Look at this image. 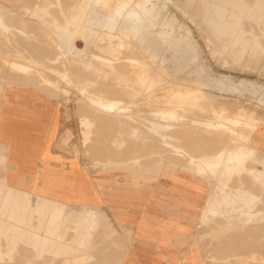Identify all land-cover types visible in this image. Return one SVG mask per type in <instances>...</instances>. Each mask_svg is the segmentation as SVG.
Segmentation results:
<instances>
[{
	"label": "rangeland",
	"instance_id": "1",
	"mask_svg": "<svg viewBox=\"0 0 264 264\" xmlns=\"http://www.w3.org/2000/svg\"><path fill=\"white\" fill-rule=\"evenodd\" d=\"M83 1L20 0L18 2H28V4L24 7H15V10L0 3V38H2L0 39V49H2V51L0 50V63L4 64L2 66L0 64V83L3 77L1 73L6 69L9 70V73L11 71L10 77L16 78L20 75V79L28 78V85L31 89L64 102L62 104L66 107L65 117L69 122L74 123V130L70 129V142L66 144L67 138L70 136H67L61 142L66 144L67 151H72L81 156L94 171H98L95 180L101 186H105L107 183L116 184L120 173L124 176L125 182L123 185L133 183L136 189L137 187L147 186L149 182L157 180L158 176L163 173L166 156L172 157L174 160L189 157L192 162L198 161L197 170L199 169L198 171L201 173L215 174L219 172L220 175H232L234 172L236 174L244 172L254 174L255 171L257 175L264 173V158L258 156L251 146V142L259 136L260 125L264 121V0H149L146 2V7L150 9V13L147 15L137 8L140 10L141 20L136 19L138 28L133 30L129 28L130 25L127 26V11L120 12L117 15L113 11L103 12L101 5H95L94 0H89L90 9L88 15L85 16L87 21L82 22L80 19L78 23L76 22V28L72 27L71 22H68L70 20L69 16H73L78 9H76L77 4ZM117 1L119 0H105V2ZM139 1L141 0H124V2L132 3V6L126 5L125 7H136V2ZM109 9H111V6ZM22 14L28 20L25 21L26 18L22 17ZM12 16L15 17V20ZM18 18L22 22H17L19 21ZM108 21L115 22L117 27L125 25V30L120 32L116 30L110 32L109 30L108 33L107 29L103 28ZM11 22L18 24H12ZM67 26L70 29L68 33L64 31ZM43 27L44 32H42ZM163 35L168 38L167 41L163 39ZM3 36L7 39L5 38V40ZM146 40L149 41L150 48H140L138 42H145ZM121 42L124 43L122 46L119 44ZM97 47L104 50L114 47L118 54L112 59L96 58L95 54H100V51L96 49ZM40 49L42 52H40ZM102 53L111 55L106 51ZM121 56L127 61L126 65L130 70L129 72L122 65L120 66L121 69L115 65L117 62L120 63L124 60ZM103 63L109 65L105 66ZM113 65L115 66L113 67ZM4 66L8 68L4 69ZM109 66L112 67L111 70H109ZM15 71H18L19 74L17 75ZM125 71L127 75H125ZM13 74H16V77ZM140 74L144 76V79L141 80ZM99 78L101 79L99 80ZM152 78H158L159 82L150 85L149 82L152 81ZM185 79L189 81H185ZM196 86L201 87V89L197 90ZM119 87L129 88V92L132 94L128 93L127 89ZM178 90L181 91L179 93L174 92ZM183 91H185L184 94ZM125 92L130 96H124L123 93ZM193 94H197V96ZM117 95L122 98L116 99ZM131 95L135 96L132 97ZM176 99L179 100L176 101ZM147 100L149 104H146L148 103ZM136 101H139L138 104H140L138 105ZM119 104L122 107H118ZM136 105L138 106L136 107ZM164 105H167V107ZM173 105L176 107L173 108ZM189 105H191L190 108ZM145 106L148 108H145ZM220 110L223 112H220ZM249 112L255 118L252 123L251 121L243 122L245 119H242L244 116L240 113ZM175 115H177V118H175ZM209 116L212 117L211 120ZM222 116L227 117V120L223 119ZM228 116L237 120L232 123ZM126 120H129V122ZM138 120L140 121L138 122ZM148 121L158 127L151 126V124L149 126ZM211 121H215L216 124L221 122L222 125L219 124L218 129L214 131L216 124ZM223 125L224 129L222 128ZM219 126L223 130H219ZM164 131H167V134ZM234 132H238V134H234ZM240 132L243 134L240 135ZM223 134L225 135L223 136ZM218 136L219 140H217ZM226 136L227 140L230 136L228 145L233 143L231 141H234L233 147H231L232 144L230 148L228 147L227 141H225ZM233 136L234 138L237 137L238 142L242 141L240 143L236 141V145ZM223 137L225 140L221 141ZM118 139L119 141H117ZM106 148H108L107 151ZM207 148L210 152L206 150V154L204 149ZM109 150L110 152H108ZM237 151L240 154L242 153V156L239 159H233L234 155L238 153ZM2 153L3 150L0 147V158L3 157ZM200 153L202 155H195ZM211 156L213 157L211 158ZM104 159L106 160L104 161ZM252 160H255L254 163H252ZM212 166L215 168L213 169ZM256 168L259 170H255ZM2 176L3 171L0 169V177ZM108 180L109 182H107ZM140 181L144 183L141 185V183H138ZM136 193L137 203L146 197L144 193ZM108 194L110 193L106 191V195ZM260 198L253 199L252 206L261 210ZM27 203L23 200V209H20L12 217L13 220H18L19 224L18 226L17 224L11 225L22 226V232L18 233L15 229L8 230V224H5L1 230L7 240L2 239L0 241L4 246L0 245V264H71L74 257L79 258L77 264H131L133 263L132 254L129 253L128 244L132 243L137 251L141 250L134 230L139 215L136 207L131 215L132 219L130 217L129 220L123 221L119 215L122 206H111L112 209L116 210L118 214L117 221L127 237V242L120 244L117 242L122 239V235L113 225H107L103 228L100 227V225H103L102 223L91 221L90 211L92 210L90 206L87 210L81 208L82 210L79 209L75 213L76 208L60 202L59 216L56 214L54 220L51 211L54 205L55 208L58 206L57 202L53 203V201L42 197H38L36 201L33 197L32 204H37L33 209ZM145 214H147V211ZM81 219L84 220L83 225L87 229L83 238L79 236L80 232L76 230V222ZM25 225L26 228H24ZM28 231H35L42 236L46 235L51 241L43 248L42 241H29L26 236ZM7 233L10 234V239L7 238ZM86 235H90V237ZM20 237L22 242L18 246L12 245ZM87 238L88 240L89 238L93 239L88 242ZM90 243H92V246ZM122 251L124 252L122 253Z\"/></svg>",
	"mask_w": 264,
	"mask_h": 264
},
{
	"label": "crops",
	"instance_id": "2",
	"mask_svg": "<svg viewBox=\"0 0 264 264\" xmlns=\"http://www.w3.org/2000/svg\"><path fill=\"white\" fill-rule=\"evenodd\" d=\"M0 1L12 9L28 4L18 2L20 0ZM142 3L136 2V7H125V4L116 2H102L100 5L103 12L113 11L115 15L127 11V26L133 30L138 28L136 19L141 20L138 9ZM76 9L68 21L74 28L80 19L87 21L89 0L79 2ZM143 13L148 15L150 10ZM21 16L28 20L23 14ZM103 28L108 33L109 30L120 32L125 30V25L117 27L115 22L108 21ZM64 31L68 33L69 26ZM163 39L168 40L164 35ZM138 46L148 49L150 43L146 40L138 42ZM1 75L0 147L3 157L0 158V169L3 176L0 177V241L7 240L1 231L5 224L18 226L19 221L12 217L23 209V200L33 209L37 204H32V198L37 201L42 197L57 202L58 206L55 208L54 205L51 211L54 220L60 211V202L74 208L95 206L101 209L123 234L117 243L125 244L127 237L117 221L116 210L111 208L120 205L117 192L122 188L117 186L123 185L124 176L120 173L116 184L101 186L95 180L98 171H94L81 156L66 150L74 123L65 117L64 102L31 89L28 78L10 77L8 70ZM67 136L70 137L66 144H62L61 140ZM251 146L258 156L264 158V121ZM206 150L210 151L207 148L204 152ZM198 165L189 157L174 160L166 156L163 173L158 179L135 189L146 197L136 205L139 215L135 235L141 250L137 251L134 244H128L131 264H264V173L262 176L246 172L205 174L198 172ZM106 191L110 194L106 195ZM257 197H261V210L252 206ZM20 242L21 237L12 245L18 246Z\"/></svg>",
	"mask_w": 264,
	"mask_h": 264
},
{
	"label": "bare ground",
	"instance_id": "3",
	"mask_svg": "<svg viewBox=\"0 0 264 264\" xmlns=\"http://www.w3.org/2000/svg\"><path fill=\"white\" fill-rule=\"evenodd\" d=\"M102 1L105 2V0H94V2H95L96 4H101ZM119 1H121V2H119ZM119 1L116 2V3H119V5H122V3H123V4H125V6H126V5H130V6H132V3H131V2H124V0H119ZM147 1H149V0H141V1H139V2H144V3L141 4L140 8H141V10H143V11H145V12H147L148 10H150V9H148V8L146 7V2H147ZM109 4H110V2H109ZM102 8H103V7H102ZM3 9H4V8H3ZM103 11H104V10H103ZM12 12H13V11H12ZM101 12H102V11H101ZM9 13L12 14L11 12H9ZM9 13H8V14H9ZM118 14H119V13H118ZM3 15H4V14H3ZM5 16H6V15H5ZM8 16H9V15H8ZM15 16H16V15H15ZM17 16H18V15H17ZM17 16H16V17H17ZM19 16H20V15H19ZM19 16H18V17H19ZM12 17H13L14 20H15V17H14V16H12ZM20 17H21V16H20ZM66 17H68V16H66ZM5 18H6V17H5ZM5 18H4V19H5ZM8 18H10V17H8ZM65 19H66V18H65ZM7 20H8V19H7ZM14 20H13V21H14ZM18 20H19V21H17V22H20V21H21L19 18H18ZM24 20L26 21V19H24ZM8 21H9V20H8ZM11 21H12V20H11ZM21 22H22V21H21ZM5 23H6V22H5ZM7 23H8V22H7ZM9 23H10V22H9ZM11 23H12V22H11ZM12 24H18V23H15V22H14V23H12ZM8 25H9V24H8ZM13 26H14V25H13ZM17 26H19V25H17ZM31 27H32V26H31ZM40 27H41V26H40ZM17 28H18V27H17ZM22 28H23V26H22ZM29 28H30V27H29ZM24 29H26V28H24ZM43 30H44V27H43V29H42V32H44ZM0 31H1V30H0ZM3 31H5V30H3ZM15 32H17V31H15ZM12 33H13V31H12ZM7 34H8V33H7ZM9 34H10V33H9ZM1 37H2V36H1ZM3 37H4V39L6 38L5 36H3ZM15 37H16V36H15ZM20 37H21V35H20ZM47 37H48V36H47ZM50 37H51V36H50ZM54 37H55V36H54ZM9 38H10V37H9ZM9 38H8V39H9ZM11 38H12V37H11ZM0 39H2V38H0ZM6 39H7V38H6ZM6 39H5V40H6ZM13 39H14V38H13ZM13 39H12V40H13ZM107 39H108V38H107ZM5 40H4V41H5ZM16 40H17V39H16ZM51 40H52V39H51ZM54 40H56V39H54ZM4 41H3V42H4ZM105 41H106V40H105ZM0 42H1V41H0ZM5 42H6V41H5ZM5 42H4V43H5ZM19 42H20V41H19ZM23 42H24V41H23ZM6 43H7V42H6ZM8 43H9V42H8ZM1 44H3V43H1ZM48 44H49V43H48ZM51 44L53 45V43H51ZM119 44H120V46H122V44H124V43L121 42V43H119ZM9 45H10V44H9ZM20 45H21V44H20ZM100 45H101V44H100ZM103 46H104V45H103ZM1 48H2V45H1ZM3 48H4V47H3ZM123 48H124V47H123ZM9 49H10V48H9ZM96 49H97L98 51H100V54H99V53L95 54L96 58H100V57H101V58H106V59H107V58H108V59H109V58L112 59V58H114V57L118 54V53H116V49H115L114 47L111 48V49H107V50L100 49V48H98V47H97ZM0 50L2 51V49H0ZM28 50H29V49H28ZM104 51L111 53V55H104L105 53H102V52H104ZM31 52H32V51H31ZM40 52H42L41 49H40ZM156 52H157V51H156ZM29 53H30V52H29ZM157 53H158V52H157ZM33 55H34V54H33ZM43 55H44V54H43ZM54 55H55V54H54ZM5 56H6V55H5ZM45 56H46V55H45ZM124 57H125V56H124ZM129 57H130V56H129ZM153 57H154V56H153ZM8 58H9V57H8ZM39 58H40V57H39ZM54 58H55V57H54ZM121 58H123V56H121ZM111 59H110V60H111ZM119 59H120V58H119ZM119 59H118V61H119ZM123 59H124V58H123ZM127 60H128V59H127ZM0 61H1V60H0ZM100 61H101V60H100ZM111 61H112V60H111ZM120 61H121V60H120ZM92 62H93V61H92ZM126 62H127V61L124 59L122 62H120V63L117 62L116 64H115V63H114V64L117 66V68L120 67V66L122 65V67H123L126 71L129 72L130 70H129V68H128L127 65H126ZM141 62H142V61H141ZM60 63H61V62H60ZM111 63H112V62H111ZM0 64H1V66H2L3 63H0ZM47 64H48V63H47ZM99 64H101V63H99ZM103 64H104V63H103ZM105 64H106V63H105ZM105 64H104V65H105ZM3 65H4V64H3ZM22 65H23V64H22ZM57 65H58V64H57ZM59 65H60V64H59ZM101 65H102V64H101ZM108 65H109V64H108ZM108 65H105V66H108ZM115 65H113V67H114ZM1 66H0V67H1ZM53 66H54V64H53ZM95 66H96V65H95ZM105 66H104V67H105ZM110 66H111V65H110ZM110 66H109V68H110ZM6 67H7V66H4V69H5ZM97 67H98V66H97ZM101 67H102V66H101ZM101 67H100V68H101ZM7 68H8V67H7ZM10 68H11V66H10ZM15 68H16V67H15ZM22 68H23V67H22ZM107 68H108V67H107ZM111 68H112V67H111ZM111 68H110L109 70H111ZM115 68H116V67H115ZM12 69H14V68H12ZM16 69H17V68H16ZM102 69H103V68H102ZM105 69H106V68H105ZM120 69H121V67H120ZM131 69H132V68H131ZM5 70H6V69H5ZM5 70H4V71H5ZM98 70H99V69H98ZM112 70L114 71V68H113ZM1 71H2V68H1ZM4 71H3V72H4ZM8 71H9V70H8ZM92 71H93V70H92ZM116 71H117V70H116ZM126 71H125V73H126ZM133 71H134V70H133ZM138 71H139V70H138ZM15 72H16V71H15ZM17 72H18V71H17ZM17 72H16V74L18 75L19 72H18V73H17ZM97 72H98V71H97ZM119 72H120V71H119ZM121 72H122V71H121ZM10 73H11V71H10ZM113 73H114V72H113ZM1 74H2V73H1ZM11 74H12V73H11ZM16 74H13V75H15V77H16ZM75 74H76V73H75ZM91 74H92V73H91ZM7 75H8V74H7ZM13 75H12V76H13ZM94 75H95V74H94ZM99 75H100V74H99ZM125 75H127V73H126ZM132 75H133V74H132ZM31 76H32V75H31ZM96 76H97V75H96ZM101 76H102V75H101ZM112 76H113V75H112ZM129 76H130V75H129ZM129 76H128V77H129ZM139 76H140L141 80L144 79V76H143V75L140 74ZM18 77L20 78V75H19ZM102 77H103V76H102ZM102 77H101V78H102ZM104 77H105V76H104ZM119 77H120V76H119ZM122 77H123V76H122ZM9 78H10V77H9ZM9 78H8V79H9ZM93 78H94V77H93ZM101 78H99V80H100ZM83 79H84V78H83ZM91 79H92V77H91ZM103 79H104V78H103ZM106 79H107V78H106ZM112 79H113V78H112ZM131 79H133V78H131ZM135 79H136V78H135ZM135 79H134V80H135ZM113 80H114V79H113ZM125 80H126V79H125ZM141 80H140V81H141ZM28 81H29V80H28ZM110 81H111V80H110ZM117 81H118V80H117ZM8 82H9V81H8ZM83 82H84V81H83ZM119 82H120V81H119ZM119 82H118V83H119ZM135 82H136V81H135ZM157 82H159V79H158V78H157V79H156V78H155V79L152 78V81H150L149 84H150V85H154V83H157ZM142 83H143V82H142ZM184 83L190 84V83H188V82H184ZM5 84H6V83H5ZM87 84H88V83H87ZM99 84H101V83H99ZM123 84H124V83H123ZM117 85H118V84H117ZM136 85H137V84H136ZM171 85H172V84H171ZM110 86H111V85H110ZM125 86H126V84H125ZM146 86H147V85H146ZM163 86H164V85H163ZM46 87H47V86H46ZM102 87H103V86H102ZM149 87H150V86H149ZM48 88H49V87H48ZM97 88H98V87H97ZM110 88H111V87H110ZM119 88H122V87H119ZM134 88H135V87H134ZM134 88H133V89H134ZM164 88H165V87H164ZM51 89H52V88H51ZM101 89H102V88H101ZM116 89H117V88H116ZM122 89H127V90H128V93H131V92H129V88H125V87H124V88H122ZM122 89H121V90H122ZM135 89H136V88H135ZM181 89H182V88H181ZM196 89L199 90V89H201V88L198 87V86H196ZM55 90H56V89H55ZM55 90H54V91H55ZM93 90H94V89H93ZM161 90H163V89H161ZM165 90H166V89H165ZM51 91H53V90H51ZM94 91H95V90H94ZM101 91H102V90H101ZM122 91H123V90H122ZM124 91H125V90H124ZM138 91H139V90H138ZM143 91H144V86H143ZM155 91H156V90H155ZM180 91H181V90L174 91V92H175V93H179ZM132 92H133V91H132ZM157 92H158V91H157ZM55 93H56V92H55ZM96 93H98V92H96ZM113 93H114V92H113ZM113 93H111V94H113ZM125 93H126V92H125ZM125 93H123L124 96H125V95H129L128 93H126V94H125ZM143 93H144V92H143ZM155 93H156V92H155ZM155 93H154V94H155ZM184 93H185V91H183V94H184ZM114 94H115V93H114ZM123 94H122V95H123ZM131 94H132V93H131ZM138 94H139V93H138ZM156 94H157V93H156ZM170 94H171V93H170ZM208 94H209V93H208ZM58 95H59V94H58ZM115 95H116V94H115ZM140 95H141V94H140ZM151 95H152V94H151ZM171 95H172V94H171ZM188 95H189V94H188ZM193 95H194V96H197V94H193ZM117 96H118V95H117ZM120 96H121V94H120ZM120 96H118L116 99H118ZM129 96H130V95H129ZM131 96L133 97V96H135V95H131ZM211 96H212V95H211ZM127 97H128V96H127ZM144 97H145V96H144ZM207 97H208V96H207ZM121 98H122V97H120V99H121ZM130 98H131V97H130ZM139 98H140V97H139ZM173 98H174V97H173ZM128 99H129V98H128ZM140 99H141V98H140ZM146 99H147V98H146ZM154 99H155V98H154ZM170 99H171V97H170ZM192 99H193V98H192ZM142 100H143V99H142ZM152 100H153V99H152ZM172 100H173V99H172ZM178 100H179V99H178ZM178 100L176 99V101H178ZM183 100H184V99H183ZM186 100H187V99H186ZM186 100H185V101H186ZM188 100H189V98H188ZM198 100H199V99H198ZM207 100H208V99H207ZM119 101H120V100H119ZM122 101H123V100H122ZM126 101H127V100H126ZM128 101H131V100H128ZM144 101H145V99H144ZM147 101H148V100H147ZM153 101H156V100H153ZM153 101H152V102H153ZM167 101H169V100H167ZM170 101H171V100H170ZM173 101H174V100H173ZM173 101H172V102H173ZM190 101H191V100H190ZM193 101H194V100H193ZM210 101H211V100H210ZM133 102H134V101H133ZM136 102H137V101H136ZM138 102H139V101H138ZM138 102H137V104H138ZM140 102H141V101H140ZM150 102H151V101H150ZM157 102H158V101H157ZM162 102H163V100H162ZM183 102H184V101H183ZM195 102H196V101H195ZM85 103H86V102H85ZM128 103H129V102H128ZM153 103H154V102H153ZM159 103H160V102H159ZM170 103H171V102H170ZM170 103H169V104H170ZM176 103H177V102H176ZM188 103L190 104V102H188ZM206 103H207V102H206ZM95 104H96V103H95ZM110 104H111V103H110ZM124 104H125V102H124ZM139 104H140V103H139ZM139 104H138V105H139ZM146 104H149V101H148V103H146ZM151 104H152V103H151ZM151 104H150V106H152ZM173 104H174V102H173ZM178 104H179V103H178ZM181 104H182V103H181ZM185 104H186V103H185ZM192 104H193V102H192ZM197 104H198V101H197ZM209 104H210V103H209ZM211 104H212V103H211ZM119 105H120V106H119ZM119 105H118V107H122L121 104H119ZM138 105H136V107H137ZM162 105H163V103H162ZM162 105H161V106H162ZM171 105H172V104H171ZM175 105H176V104H175ZM175 105H173V108H174ZM207 105H208V104H207ZM101 106H102V105H101ZM116 106H117V105H116ZM128 106H129V105H128ZM141 106H142V105H141ZM147 106L150 107L149 105H147ZM156 106H157V105H156ZM164 106L167 107V105H164ZM169 106H170V105H169ZM176 106H177V105H176ZM176 106H175V107H176ZM190 106H191V105H189L188 107L190 108ZM113 107H114V105H113ZM113 107H112V108H113ZM130 107H131V106H130ZM130 107H129V108H130ZM132 107H133V106H132ZM132 107H131V108H132ZM148 107L145 106V108H148ZM153 107H154V104H153ZM153 107H152V108H153ZM165 107H164V108H165ZM185 107H187V106H185ZM188 107H187V108H188ZM196 107H197V106H196ZM202 107H203V106H202ZM85 108H86V107H85ZM87 108H88V107H87ZM108 108H109V107H108ZM114 108H115V107H114ZM126 108H127V106H126ZM152 108H151V109H152ZM154 108H155V107H154ZM157 108H158V107H157ZM160 108H161V107H160ZM162 108H163V107H162ZM162 108H161V109H162ZM171 108H172V106H171ZM205 108H206V107H205ZM12 109H13V108H12ZM134 109H135V108H134ZM134 109H133V110H134ZM168 109H169V108H168ZM184 109H185V108H184ZM207 109H208V107H207ZM91 110H92V109H91ZM120 110L122 111L121 108H120ZM145 110H147V109H145ZM145 110H144V111H145ZM153 110H154V109H153ZM171 110H173V109H171ZM178 110H179V109H178ZM223 110H224V108H223ZM81 111H82V110H81ZM109 111H110V110H109ZM117 111H118V110H117ZM148 111H149V109H148ZM10 112H11V111H10ZM91 112H92V111H91ZM107 112H108V111H107ZM125 112H126V111H125ZM146 112H147V111H146ZM146 112H145V113H146ZM177 112H178V111H177ZM199 112H200V111H199ZM206 112H207V111H206ZM208 112H209V111H208ZM216 112H217V111H216ZM220 112H223V111L220 110ZM220 112H219V115H220ZM237 112H238V111H237ZM243 112H244V111H243ZM92 113H93V112H92ZM166 113H167V112H166ZM179 113H180V112H179ZM202 113H203V112H202ZM209 113H210V112H209ZM211 113H212V112H211ZM79 114H80V113H79ZM148 114H149V113H148ZM148 114H146V115L148 116ZM177 114H178V113H177ZM224 114H225V113H224ZM28 115H29V114H28ZM92 115H93V114H92ZM149 115H150V114H149ZM152 115H153V114H152ZM168 115H169V114H168ZM225 115H226V114H225ZM225 115H224V116H225ZM237 115H238V114H237ZM240 115H242V116L245 117V118H244V117L242 118V119H245V121H243V122H247V121L250 122V121H251V123H252L253 119L255 118L254 115H253L252 113H250V112H249V113H240ZM147 116H145V117H147ZM150 116H151V115H150ZM156 116H157V114H156ZM175 116H176V117H175ZM175 116H174V117L177 118V115H175ZM211 116H212V115H211ZM242 116H241V117H242ZM26 117H27V116H26ZM107 117H108V116H107ZM117 117H118V116H117ZM153 117H154V116H153ZM162 117H163V116H162ZM178 117H180V116H178ZM214 117H215V116H214ZM218 117H220V116H218ZM222 117H223V116H222ZM228 117H229V116H228ZM230 117H231V116H230ZM230 117H229V119H231V122H232V123H234L235 120H237V119H232V118H230ZM238 117H239V116H238ZM238 117H236V118H238ZM104 118H105V117H104ZM209 118H210V116H209ZM234 118H235V117H234ZM97 119H98V118H97ZM108 119H109V118H108ZM117 119H118V118H117ZM145 119H146V118H145ZM166 119H167V118H166ZM166 119H165V120H166ZM173 119H174V118H173ZM193 119H194V118H193ZM211 119H212V117L210 118V120H211ZM221 119H222V118H221ZM223 119H226V120H227V117H226V118L223 117ZM239 119H241V118H239ZM122 120H123V119H122ZM162 120H163V119H162ZM168 120H169V119H168ZM170 120H171V119H170ZM213 120H214V119H213ZM85 121H87V120H85ZM96 121H97V120H96ZM114 121H115V120H114ZM117 121H118V120H117ZM117 121H116V122H117ZM123 121H124V120H123ZM126 121L129 122V120H126ZM126 121H125V122H126ZM139 121H140V120H138V122H139ZM149 121H151V120H149ZM149 121H148V122H149ZM207 121H209V119H207ZM224 121H225V120H224ZM224 121H223V122H224ZM102 122H103V121H102ZM111 122H112V120H111ZM193 122H194V120H193ZM203 122H204V121H203ZM211 122H214V124H216L215 121H211ZM219 122H220V121H219ZM226 122H228V121H226ZM231 122L229 121L230 126H231ZM243 122H242V124H244ZM9 123H10V122H9ZM134 123H137V122H134ZM144 123H145V122H144ZM151 123H152V122H149L148 125L150 126ZM194 123H195V122H194ZM198 123H199V122H198ZM20 124H21V123H20ZM28 124H29V123H28ZM103 124H104V123H103ZM122 124H123V123H122ZM124 124H125V123H124ZM138 124H139V123H138ZM146 124H147V123H146ZM190 124H191V123H190ZM199 124H200V123H199ZM201 124H202V123H201ZM209 124H210V123H209ZM209 124H208V125H209ZM214 124H213V125H214ZM219 124H221V122H220ZM219 124H218V122H217L216 127H217ZM242 124L239 125V126L241 127ZM25 125H26V124H25ZM126 125H127V124H126ZM129 125H130V124H129ZM134 125H135V124H134ZM140 125H141V124H140ZM152 125H153V124H151V126H152ZM162 125H163V124H162ZM195 125H196V124H195ZM221 125H222V124H221ZM221 125H220V126H221ZM236 125H237V124H236ZM28 126H29V125H28ZM107 126H108V125H107ZM122 126H125V125H122ZM122 126H121V127H122ZM132 126H133V125H132ZM153 126H154V125H153ZM155 126H157V125H155ZM155 126H154V127H155ZM167 126H168V125H167ZM198 126H199V125H198ZM210 126H212V125H210ZM220 126H219V128H220L219 130H223V129H224V125H223V127H222L223 129H221ZM244 126H245V125H244ZM246 126H247V125H246ZM248 126H249V125H248ZM251 126H253V125H251ZM101 127H103V126L101 125ZM105 127H106V126H105ZM112 127H113V126H112ZM157 127H158V126H157ZM157 127H156V128H157ZM204 127H205V126H204ZM206 127H207V126H206ZM212 127H215V126H212ZM216 127H215V130H214V131H216V129H218V127H217V128H216ZM233 127H234V126H233ZM236 127H237V126H236ZM236 127H235V128H236ZM9 128H12V127H9ZM95 128H96V127H95ZM97 128H98V127H97ZM137 128H138V126L136 127V129H137ZM210 128H211V127H210ZM231 128H232V126H231ZM244 128H245V127H244ZM17 129H18V128H17ZM104 129H105V128H104ZM109 129H110V128H109ZM136 129H135V130H136ZM172 129H173V127H172ZM207 129H208V128H207ZM227 129H228V128H227ZM229 129H230V128H229ZM242 129H243V128H242ZM242 129H241V130H242ZM249 129H250V127H249ZM24 130H25V129H24ZM24 130H23V131H24ZM120 130H121V129H120ZM132 130H133V127H132ZM135 130H134V131H135ZM230 130H231V129H230ZM258 130H259V129H258ZM17 131H18V130H17ZM121 131H122V130H121ZM128 131H129V130H128ZM130 131H131V130H130ZM142 131H143V130H142ZM211 131H212V130H211ZM225 131H226V129H225ZM225 131H224V133H225ZM227 131L229 132V130H227ZM234 131H235V129H234ZM255 131H256V130H255ZM255 131H253V132H255ZM12 132H13V131H12ZM31 132H32V131H31ZM161 132L163 133V131H161ZM164 132H165V131H164ZM166 132H167V131H166ZM166 132H165V133H166ZM169 132H170V130H169ZM208 132H209V131H208ZM219 132H220V131H219ZM238 132H239V131H238ZM238 132H237V133L234 132V134H235V133L238 134ZM243 132H245V131H243ZM18 133H19V132H18ZM29 133H30V132H29ZM132 133H133V132H132ZM134 133H135V132H134ZM165 133H164V134H165ZM210 133H211V132H210ZM221 133H223V131H221ZM255 133H256V132H255ZM25 134H26V133H25ZM149 134H150V133H149ZM166 134H167V133H166ZM168 134H169V133H168ZM215 134H217V133H215ZM227 134H228V133H227ZM227 134H226V135H227ZM242 134H243V133H242ZM242 134H241V132H240V135H242ZM253 134H254V133H253ZM256 134H257V133H256ZM23 135H24V133H23ZM27 135H28V134H27ZM30 135H31V134H30ZM113 135H114V134H113ZM170 135H171V134H170ZM224 135H225V134H223V136H224ZM232 135H233V134H232ZM18 136H19V135H18ZM153 136H155V135H153ZM200 136H201V135H200ZM216 136H217V135H216ZM216 136H215V138H216ZM220 136H221V135H220ZM245 136H246V135H245ZM229 137H230V136H228V140H229ZM254 137H255V136H254ZM26 138H27V137H26ZM26 138H25V141H27ZM110 138H111V137H110ZM110 138H109V139H110ZM211 138H213V137H211ZM233 138H234V136H233ZM236 138H237V137H236ZM236 138H234V139H235V142L237 141ZM247 138H248V136H247ZM12 139H13V138H12ZM15 139H16V138H15ZM18 139H20V136L18 137ZM29 139H30V136H29ZM83 139H84V138H83ZM120 139H121V138H120ZM154 139H155V138H154ZM168 139H169V138H168ZM209 139H210V138H209ZM209 139H208V140H209ZM213 139H214V138H213ZM219 139H220V138H219V136H218L217 140H219ZM221 139H222V138H221ZM248 139H249V138H248ZM250 139H252V138H250ZM37 140H38V139H37ZM114 140H115V139H114ZM211 140H212V139H211ZM224 140H225V139H224V137H223V140H221V141H224ZM228 140H227V136H226V140H225V141H227V142H226L227 145H228V143L230 142V140H229V141H228ZM246 140H247V139H246ZM28 141L31 142L30 140H28ZM117 141H119V139H118ZM122 141H123V140H122ZM200 141H201V140H200ZM214 141H215V140H213V142H214ZM241 141H242V140H241ZM241 141H240V142H241ZM247 141H248V140H247ZM247 141H246V142H247ZM20 142H21V141H19V143H20ZM35 142H36V141H35ZM133 142H134V141H133ZM213 142H212V143H213ZM231 142L234 143V141H231ZM237 142H238V141H237ZM237 142L235 143L236 145H237ZM240 142H238V143H240ZM23 143H24V142H23ZM121 143H122V142H121ZM135 143H136V142H135ZM146 143H147V142H146ZM215 143H216V141H215ZM224 143H225V142H224ZM233 143H231L232 145L230 144L231 147H233ZM247 143H248V142H247ZM249 143H250V142H249ZM20 144H21V143H20ZM24 144H26V143H24ZM87 144H88V142H87ZM101 144H102V143H101ZM105 144H106V143H105ZM114 144H115V143H114ZM118 144H119V143H118ZM139 144H140V143H139ZM139 144H138V145H139ZM151 144H152V143H151ZM158 144H159V143H158ZM178 144H179V143H178ZM210 144H211V143H210ZM220 144H221V143H220ZM235 144H234V145H235ZM15 145H16V144H15ZM29 145H30V144H29ZM107 145H108V144H107ZM146 145H147V144H146ZM153 145H154V144H153ZM190 145H191V144H190ZM205 145H206V144H205ZM218 145H219V144H218ZM230 145H228L229 148H230ZM243 145H244V142H243ZM210 146H211V145H210ZM238 146H241V145H238ZM238 146H236V147H238ZM19 147H20V146H19ZM25 147H26V146H25ZM32 147H33V146H32ZM86 147H87V146H86ZM88 147H90V146H88ZM117 147H118V146H117ZM117 147H115V148H117ZM134 147H135V146H134ZM153 147H154V146H153ZM217 147H219V146H217ZM247 147H248V146H247ZM247 147H246V149H247ZM28 148H29V147H28ZM100 148H101V147H100ZM111 148H112V147H111ZM135 148H136V147H135ZM155 148H156V147H155ZM229 148H228V149H229ZM92 149H93V148H92ZM107 149H108V148H106V151H107ZM219 149H220V148H219ZM233 149H234V148H233ZM235 149H236V148H235ZM235 149H234V150H235ZM243 149H245V148H243ZM246 149H245V151H246ZM249 149H250V148H249ZM251 149H252V148H251ZM94 150H95V149H94ZM126 150H127V149H126ZM147 150L149 151L148 147H147ZM147 150H146V151H147ZM204 150H205V149H204ZM253 150H254V149H253ZM96 151H97V149H96ZM128 151H129V150H128ZM152 151H153V150H152ZM162 151H163V150H162ZM220 151H221V149H220ZM250 151H251V150H250ZM257 151H258V150H257ZM108 152H110V150H109ZM118 152H119V151H118ZM123 152H124V151H123ZM209 152H210V151H209ZM211 152H212V151H211ZM214 152H215V151L213 150V153H214ZM217 152H218V150H217ZM226 152H227V151H226ZM237 152H238V151H237ZM161 153H162V152H161ZM205 153H206V151H205ZM122 154H123V153H122ZM146 154H147V153H146ZM206 154H207V153H206ZM206 154H204V155H206ZM214 154H215V153H214ZM252 155H253V154H252ZM256 155H257V154H256ZM84 156H85V155H84ZM99 156H102V155H99ZM111 156H112V155H111ZM115 156H116V154H115ZM131 156H132V155H131ZM187 156H188V155H187ZM218 156H219V155H218ZM241 156H242V153L240 154V153L238 152V153H236V154L234 155V158H233V159H239ZM152 157H153V156H152ZM154 157H155V156H154ZM174 157H175V156H174ZM192 157H194V156H192ZM196 157H197V156H196ZM201 157H203V156H201ZM212 157H213V156H211V158H212ZM231 157H232V156H231ZM249 157H250V154H249ZM256 157H257V156H256ZM102 158H103V157H102ZM105 158H106V157H105ZM111 158H112V157H111ZM113 158H114V157H113ZM117 158H118V157H117ZM221 158H222V157H221ZM93 159H94V158H93ZM108 159H109V158H108ZM193 159H194V158H193ZM233 159L231 158V160H233ZM246 159H247V158H246ZM249 159H251V158H249ZM258 159H259V158H258ZM105 160H106V159H104V161H105ZM116 160H117V159H116ZM142 160H143V159H142ZM189 160H190V159H189ZM209 160H210V159H209ZM256 160H257V159H256ZM99 161H100V160H99ZM102 161H103V160H102ZM145 161H146V160H145ZM154 161H155V160H154ZM183 161H184V160H183ZM195 161H196V160H195ZM200 161H201V160H200ZM223 161H224V159H223ZM254 161H255V160H252V163H254ZM127 162H128V161H127ZM131 162H132V160H131ZM193 162H194V161H193ZM196 162H198V161H196ZM206 162H207V161H206ZM219 162H220V161H219ZM245 162H246V161H245ZM262 162H263V161H262ZM262 162H261V164H262ZM126 164H127V163H126ZM128 164H129V163H128ZM221 164H222V163H221ZM246 164H248V163H246ZM179 165H182V164H179ZM183 165H184V164H183ZM206 165H207V164H206ZM210 165H211V164H210ZM219 165H220V164H219ZM219 165H218V167H219ZM250 165H251V164H250ZM262 165H263V164H262ZM128 166H129V165H128ZM213 166H214V164H213ZM213 166H212V167H213ZM220 166H221V165H220ZM227 166H228V165H227ZM245 166H246V165H245ZM251 166H252V165H251ZM129 167H130V166H129ZM133 168H134V167H133ZM139 168H140V167H139ZM214 168H215V167H213V169H214ZM220 168H221V167H220ZM244 168H246V167H244ZM218 169H219V168H218ZM251 169H253V168H251ZM147 170H148V169H147ZM198 170H199V169H198ZM247 170H248V169H247ZM263 170H264V169H263ZM252 171H253V170H252ZM198 172H199V171H198ZM255 172H256V171H255ZM255 172H254V174H255ZM263 172H264V171H263ZM138 173H139V172H138ZM199 173H201V172H199ZM202 173H204V172H202ZM216 173H217V172H216ZM234 173H235V172H234ZM249 173H250V172H249ZM259 173H260V172H259ZM205 174H206V173H205ZM241 174H242V173H241ZM252 174H253V173H252ZM150 175H151V174H150ZM156 176H157V175H156ZM261 176H262V175H261ZM158 177H159V176H158ZM141 178H142V177H141ZM151 178L154 179L153 177H151ZM109 180H110V179H109ZM109 180H108L107 182H109ZM60 181H61V180H60ZM64 182H65V181H64ZM75 182H76V181H75ZM77 182H78V181H77ZM70 183H71V182H70ZM78 183H79V182H78ZM138 183H141V181L138 182ZM138 183H137V184H138ZM142 183H144V182L142 181ZM142 183H141V185H142ZM257 183H258V182H257ZM107 184H109V183H107ZM75 185H76V184H75ZM135 185H136V184H135ZM141 185H140V186H141ZM143 185H144V184H143ZM78 186H79V185H78ZM233 186H234V185H233ZM82 187H83V186H82ZM136 187H137V186H136ZM83 188H84V187H83ZM115 188H116V186H115ZM117 188H122V191L117 192V194H119V196H120V200L118 199L119 202H120L119 204H120V206H122V211H120L121 214H119V215H120V218L123 219V221H127V219H128V220L130 219L132 213L134 212L135 207H137V206H136V205H137L136 203L138 202V200H137V195H135V193H136L137 191L135 190L136 188L133 186V183H131L130 185H122L121 187H118V186H117ZM123 188H124V189H123ZM126 188H127V189H126ZM134 188H135V189H134ZM137 188H138V187H137ZM58 189H59V188H58ZM61 189H62V188H61ZM182 189H183V188H182ZM69 190H70V189H69ZM77 190H78V189H77ZM185 190H186V189H185ZM110 191H111V190H110ZM135 191H136V192H135ZM66 192H67V191H66ZM70 192H71V191H70ZM76 192H77V191H76ZM79 192H80V191H79ZM87 192H88V191H87ZM113 192H114V191H113ZM113 192H112V193H113ZM191 192H192V191H191ZM73 194H74V193H73ZM136 194H137V193H136ZM63 195L65 196V194H63ZM67 195H68V194H67ZM68 196H70V195H68ZM68 196H67V197H68ZM92 196H93V195H92ZM72 197H73V196H72ZM80 197H81V196H80ZM86 197H87V196H86ZM113 197H114V196H113ZM70 198H71V196H70ZM124 198H127V200H125ZM187 198H188V197H187ZM258 198H259V197H258ZM90 199H91V198H90ZM94 199H95V198H94ZM94 199H93L92 201H94ZM260 199H261V198H260ZM116 200H117V199H116ZM136 200H137V201H136ZM111 201H112V200H111ZM256 201H257V200H256ZM73 202H74V201H73ZM89 203H90V202H89ZM252 204H253V202H252ZM79 206H80V205H79ZM79 206H78V207H79ZM254 207H255V206H254ZM73 208H74V207H73ZM81 208H84V210H87V208H89V206H81ZM81 208H78V209L76 208L75 213L78 212L77 210H79V209H81ZM90 208H91V210H92V211H90V213H91V215H92V219H91V221H93V222H97V221H98V222L102 223L103 225H100V227L102 226L103 228H104V226H107V225H109V226H112V225H113V224L111 223L110 219H109V216H108L104 211H102L101 209H99V208H97V207H95V206H93V207L90 206ZM118 209H120V208H118ZM81 210H82V209H81ZM79 212H80V211H79ZM75 213H74V214H75ZM60 215H61V214H60ZM58 216H59V215H58ZM79 217H80V216H79ZM121 219H120V220H121ZM131 219H132V217H131ZM52 220H53V219H52ZM83 221H84V220L81 219V220H78V221L76 222V223H77L76 230H78V231L80 232V233H79V236L82 237V238L85 236V233H86V230H87V229H86V226L83 225ZM223 222H224V221H223ZM125 223H126V222H125ZM219 223H220V222H219ZM88 224H89V223H88ZM88 224H87V225H88ZM92 224H93V223H92ZM132 224H133V222H132ZM132 224H130V225L132 226ZM134 224H135V223H134ZM56 225H57V224H56ZM72 226H74V225H72ZM128 226H129V225H128ZM128 226H127V228H128ZM221 226H222V225H221ZM57 227H58V226H57ZM74 227H75V226H74ZM74 227H73V228H74ZM205 227H206V225H205ZM205 227H204V228H205ZM217 227H218V226H217ZM134 228H135V227H134ZM7 229H8V230H10V229H15V230L18 231V233H21L23 228H21V227H17V226H13V225H9V227H7ZM98 229H99V228H98ZM101 229H102V228H101ZM107 229H108V228H107ZM107 229H106V230H107ZM56 230H57V229H56ZM134 230H135V229H134ZM128 231H130V230L128 229ZM107 232H108V230H107ZM201 232H202V231H201ZM55 233H56V232H55ZM89 233H90V232H89ZM92 233H93V231H92ZM92 233H91V234H92ZM244 233H245V232H244ZM58 234H59V233H58ZM70 234H71V233H70ZM101 234H102V233H101ZM110 234H111V233H110ZM133 234H134V233H133ZM135 234H136V233H135ZM194 234H196V233H194ZM6 235H7V238L10 239V234L7 233ZM122 235H123V234H122ZM26 236H27V238L29 239V241H31V242H37V241H39V240L42 241V243H43V248L45 247V245H47V244L51 241V239H50L48 236H46V235H43V236H42V235L38 234V233L35 232V231H33V232H32V231H28V232L26 233ZM86 236H87V235H86ZM100 236L102 237V235H100ZM197 236H198V235H197ZM239 236H240V235H239ZM57 237H58V236H57ZM87 237H90V235H88ZM109 237H111V236H109ZM130 237H131V236H130ZM132 237H133V236H132ZM146 237H147V236H146ZM102 238H103V237H102ZM73 239H74V237H73ZM84 239H85V238H84ZM90 239H93V238H89V240H90ZM114 239H115V238H114ZM124 239H125V238H124ZM143 239H144V238H143ZM69 240H70V239H69ZM69 240H68V241H69ZM86 240H88V238H87ZM89 240H88V242H89ZM108 240H109V239H108ZM236 240H237V239H236ZM65 241H66V240H65ZM68 241H67V243H68ZM76 241H77V240H76ZM84 241H85V240H84ZM239 241H240V240H239ZM243 241H244V240H243ZM245 241H246V240H245ZM58 242H59V241H58ZM74 242H75V241H74ZM126 242H127V241H126ZM198 242H199V241H198ZM227 242H228V241H227ZM128 243H129V242H128ZM203 243H204V242H203ZM71 244H72V243H71ZM87 244H88V243H87ZM90 244H91V246H92V243H90ZM101 244H102V243H101ZM129 244H131V243H129ZM207 244H208V242H207ZM20 245H21V244H20ZM20 245H19V246H20ZM64 245H65V244H64ZM78 245H79V244H78ZM93 245H94V244H93ZM104 245H105V244H104ZM115 245H116V243H115ZM213 245H214V244H213ZM91 246H90V247H91ZM116 246H117V245H116ZM79 247H80V246H79ZM86 247H87V246H86ZM2 248H3V247H2ZM21 248H22V247H21ZM87 248L89 249V247H87ZM3 249H5V248H3ZM26 249H27V248H26ZM32 249H33V248H32ZM14 250H15V249H14ZM101 250H102V249H101ZM118 250H119V249H118ZM124 250H125V249H124ZM239 250H240V249H239ZM2 251H3V250H2ZM12 251H13V250H12ZM15 251H16V250H15ZM32 251H33V250H32ZM125 251H126V250H125ZM20 252H21V251H20ZM123 252H124V251H122V253H123ZM15 253H16V252H15ZM129 253H130V252H129ZM204 253H205V252H204ZM209 253H211V252H209ZM250 253H251V252H250ZM261 253H262V252H261ZM36 254H37V252H36ZM106 254H107V253H106ZM248 254H249V253H248ZM11 255H13V254L11 253ZM45 255H46V254H45ZM50 255L52 256V254H50ZM90 255H91V254H90ZM207 255H208V254H207ZM213 255H214V254H213ZM1 256H2V255H1ZM218 256H219V255H218ZM6 257H7V256H6ZM18 257H19V256H18ZM65 257H66V256H65ZM127 257H128V256H127ZM122 258H123V257H122ZM255 258H256V257H255ZM62 259H64V258H62ZM62 259H61V260H62ZM70 259H71V258H70ZM78 259H79L78 257H74V258L72 259V261H71V264H77ZM61 260H60V261H61ZM104 260H105V259H104ZM260 260L262 261V259H260ZM41 261H42V260H41ZM55 261H56V260H55ZM35 262H36V261H35ZM16 263H17V262H16ZM29 263H30V262H29ZM32 263H33V260H32ZM3 264H4V263H3ZM5 264H6V263H5ZM12 264H13V263H12Z\"/></svg>",
	"mask_w": 264,
	"mask_h": 264
}]
</instances>
